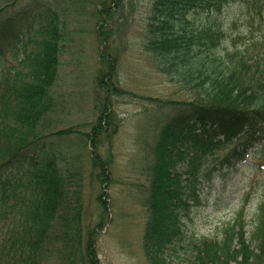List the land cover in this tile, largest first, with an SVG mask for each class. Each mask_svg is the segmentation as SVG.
I'll list each match as a JSON object with an SVG mask.
<instances>
[{
	"label": "trees",
	"instance_id": "obj_1",
	"mask_svg": "<svg viewBox=\"0 0 264 264\" xmlns=\"http://www.w3.org/2000/svg\"><path fill=\"white\" fill-rule=\"evenodd\" d=\"M37 2L14 14L9 9L15 0H0V264H100L97 229L85 224L84 151L56 148V140L73 130L51 128L69 35L53 8H31ZM232 7L236 12L229 16ZM33 25L38 39L23 41L21 27L29 33ZM29 42L35 46L30 51ZM8 48L15 65L4 60ZM145 48L156 70L189 95L177 103L153 149L142 244L146 261L263 264L264 198L251 242L241 219L221 237L207 238L196 236L189 217L200 203L203 180L233 169L254 149L264 157V0H153ZM109 77L99 72L97 83L108 90ZM108 110L104 103L98 124L79 136L84 150L87 142L92 147L90 167L102 184L110 182V168L95 142ZM98 202L105 211L101 195Z\"/></svg>",
	"mask_w": 264,
	"mask_h": 264
},
{
	"label": "rangeland",
	"instance_id": "obj_2",
	"mask_svg": "<svg viewBox=\"0 0 264 264\" xmlns=\"http://www.w3.org/2000/svg\"><path fill=\"white\" fill-rule=\"evenodd\" d=\"M33 1L15 0L9 11L21 13ZM37 1L31 8H53L69 35L63 42L55 86L57 106L51 116L55 123L51 128L73 130L56 140V148L73 154H78L80 148L84 151L85 224L86 229H97L95 250L99 263L149 264L142 244L149 217L147 197L155 162L153 149L160 130L177 113V103L189 97L156 70L145 48L153 0ZM234 12L236 8L232 7L229 16ZM238 26L240 31L246 30ZM26 30L21 27L19 32L23 41L28 37L38 39L37 25L29 33ZM34 48L32 42L27 43L28 51ZM4 60L16 64L11 49L5 50ZM99 72L110 74L112 86L108 90L97 83ZM104 103H108L109 110L95 143L98 155L109 163L108 184L98 182L87 155L92 147L87 142L84 150L85 140L79 137L90 134L98 124ZM255 152L256 149L251 151L233 169L223 168L213 174L211 181H202L200 203L191 209L189 217V227L196 236L221 237L227 226L241 219L244 237L251 242L257 208L264 198V169L251 168L264 165V157L258 158ZM100 195L105 211L98 202ZM99 219L102 225L97 227Z\"/></svg>",
	"mask_w": 264,
	"mask_h": 264
}]
</instances>
